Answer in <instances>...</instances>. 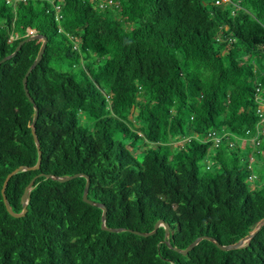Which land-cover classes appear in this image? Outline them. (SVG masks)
<instances>
[{
    "label": "trees",
    "instance_id": "obj_1",
    "mask_svg": "<svg viewBox=\"0 0 264 264\" xmlns=\"http://www.w3.org/2000/svg\"><path fill=\"white\" fill-rule=\"evenodd\" d=\"M28 30L33 104L41 40L0 63V264H264V225L217 246L264 218V0H0V60ZM75 174L123 231L46 178Z\"/></svg>",
    "mask_w": 264,
    "mask_h": 264
},
{
    "label": "water",
    "instance_id": "obj_2",
    "mask_svg": "<svg viewBox=\"0 0 264 264\" xmlns=\"http://www.w3.org/2000/svg\"><path fill=\"white\" fill-rule=\"evenodd\" d=\"M32 40H41V46H40V49L38 51V54L34 60V62L32 63V65L30 66V68L28 69V71L26 72L24 78H23V89H24V92H25V95L26 97L29 99V101L33 104V101H32V98L29 96L28 94V91H27V88H26V79L29 75V73L35 68V66L39 63V61L41 60L42 56H43V53L45 51V47H46V44H47V39L46 37L44 36H41V35H35V36H30L28 38H25L24 40L20 41V43L17 45L16 49L14 50V52L11 54V56H8L6 58H3L0 60V63L2 62H5L6 60L10 59L11 57H13L14 55H16V53L19 51V49L21 48V46L26 43V42H29V41H32ZM34 116H33V120H32V123H31V132H32V136H33V139H34V142H35V146H36V149L38 151V159H37V162L35 164V166L33 167H18L17 169H15L13 172H11L5 179L4 183H3V186H2V189H1V194H2V197H3V201H4V205H5V208L7 210V212L13 216V217H23L27 211V204H28V198H29V192H30V189L35 181V178L34 177L30 183L25 187L24 189V192H23V195L21 196V205H22V212L16 214L14 213L8 202H7V199H6V196L4 194L5 192V188H6V185L8 183V180L15 174L19 173V172H25V171H30V170H37L39 169L40 167V163H41V151H40V144H39V141L37 139V136L35 135V132H34V126H35V123H36V119H37V108L36 106H34ZM40 176H43V175H40ZM79 177H84L86 179V183H85V187H84V190H83V194H82V200L83 202L91 205V206H95V207H98L100 209H102V215H101V228L103 230H106V231H109V232H120V231H123V229H117V228H114V229H109L105 226V221H106V208L105 206H103L102 204H99V203H96V202H93L91 200H89L87 198V194H88V190H89V178L87 176H85L84 174H75L74 176H68V177H53L51 175H47L46 178H51V179H55L59 182H66L68 180H72V179H75V178H79ZM264 225V218L261 219L257 225L254 227V229L250 232V234L248 236H246L245 238H243L242 240L238 241L237 243H234L232 245H227V246H220L217 244V246L221 249V250H230V249H238V248H241L243 246H245L251 239L252 237L259 232V230L262 228V226ZM160 226H163L165 228V237L168 236V225L163 223V221L159 220L155 223L154 225V229L149 232V233H140V232H134L135 234L137 235H140V236H150V235H153L156 233V230L158 229V227ZM206 237H199L197 238L195 241H193L188 247H186V249L184 250H179V249H175L177 252H179L180 254L182 255H186L190 250H192L202 239H204ZM211 241H213L212 239H209ZM167 244H168V241H167Z\"/></svg>",
    "mask_w": 264,
    "mask_h": 264
},
{
    "label": "rangeland",
    "instance_id": "obj_3",
    "mask_svg": "<svg viewBox=\"0 0 264 264\" xmlns=\"http://www.w3.org/2000/svg\"><path fill=\"white\" fill-rule=\"evenodd\" d=\"M259 55H260V54H259ZM256 56H257V55H256ZM256 56L253 57V59L257 60ZM250 58H252V57H250ZM261 58H262V60H261L260 63H261V64H264V54H262V57H261ZM209 162H211V160H209L208 163H209ZM204 164H205V163H202V164L200 165V169H202V170L204 169V168H203V165H204ZM211 167H212V171H213V170L215 169V165H213V163H211ZM258 167H259V165H256V166H255L256 169H257ZM256 169H255V173H256L257 175H260V176L262 175V176H264V174L262 173V171H258V170H256Z\"/></svg>",
    "mask_w": 264,
    "mask_h": 264
},
{
    "label": "clouds",
    "instance_id": "obj_4",
    "mask_svg": "<svg viewBox=\"0 0 264 264\" xmlns=\"http://www.w3.org/2000/svg\"><path fill=\"white\" fill-rule=\"evenodd\" d=\"M28 35H29V37L30 36H35V32L34 31H31V30H28ZM26 38H28V37H26Z\"/></svg>",
    "mask_w": 264,
    "mask_h": 264
},
{
    "label": "built area",
    "instance_id": "obj_5",
    "mask_svg": "<svg viewBox=\"0 0 264 264\" xmlns=\"http://www.w3.org/2000/svg\"><path fill=\"white\" fill-rule=\"evenodd\" d=\"M262 111H264V109H260L258 112L260 113V115H262L263 113H261Z\"/></svg>",
    "mask_w": 264,
    "mask_h": 264
},
{
    "label": "bare ground",
    "instance_id": "obj_6",
    "mask_svg": "<svg viewBox=\"0 0 264 264\" xmlns=\"http://www.w3.org/2000/svg\"><path fill=\"white\" fill-rule=\"evenodd\" d=\"M231 141H233V140H231ZM231 141H230V142H231ZM249 151H250V150H249ZM249 151H248V153H249ZM243 152H244V151H243ZM246 155H247V154H246Z\"/></svg>",
    "mask_w": 264,
    "mask_h": 264
}]
</instances>
